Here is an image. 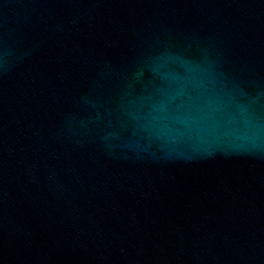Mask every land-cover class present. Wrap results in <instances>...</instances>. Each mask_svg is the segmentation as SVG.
Here are the masks:
<instances>
[{"label": "water", "instance_id": "1", "mask_svg": "<svg viewBox=\"0 0 264 264\" xmlns=\"http://www.w3.org/2000/svg\"><path fill=\"white\" fill-rule=\"evenodd\" d=\"M0 264H264V0H0Z\"/></svg>", "mask_w": 264, "mask_h": 264}]
</instances>
